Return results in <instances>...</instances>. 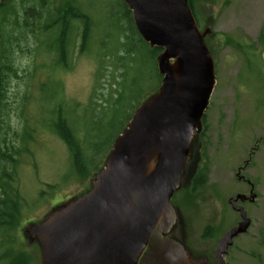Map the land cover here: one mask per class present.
Instances as JSON below:
<instances>
[{
  "label": "rangeland",
  "instance_id": "rangeland-1",
  "mask_svg": "<svg viewBox=\"0 0 264 264\" xmlns=\"http://www.w3.org/2000/svg\"><path fill=\"white\" fill-rule=\"evenodd\" d=\"M82 2L96 22L90 44L81 52L78 36L69 57V67L53 72L63 85L62 96L68 103L65 111L70 112L72 120L78 108L82 109L90 101L102 51L113 57L117 48L118 53L121 52L120 44L125 39L121 26L125 6L121 0ZM196 5L194 13L201 30L206 28L207 19L216 17L213 35L207 38V44L213 53L217 82L203 120L200 162L198 171L196 169L207 178L204 186L194 190L190 179L186 180L172 202L180 208L178 214L185 225L183 241L193 252L192 256L200 260L217 248L219 238L242 221L240 212L232 207L229 199L237 194L251 197L255 193L254 201L250 198L238 201L237 205L247 211L251 225L246 232L234 237L224 259L228 264H264L260 233L264 230V0H196ZM34 42L30 38L24 43L29 52L18 51L13 57L22 75L11 82L8 105L11 126L20 132L28 122L35 137L30 146L34 156L22 160L18 174L26 205L12 244L25 256L26 264H43L39 240L25 236L28 225L50 218L57 204L88 193L94 187L96 176L95 172L87 179L77 176L67 145L55 135L53 127L50 129L53 116L48 109L51 105L41 101L39 92L40 84L53 71L50 69L52 61L46 53L34 51ZM107 61L101 70L104 80L109 79L114 69L113 61ZM30 73L31 82L24 78ZM143 88L140 101L158 88L154 73L148 74ZM26 92L28 99L23 98ZM139 92H134L133 99H140ZM81 113L78 115L83 121L78 127L88 121L84 112ZM89 125L93 127L91 122ZM108 136L106 133L104 138ZM206 226L216 227L219 234L202 239ZM8 248V256L0 253V264L11 261L12 251Z\"/></svg>",
  "mask_w": 264,
  "mask_h": 264
},
{
  "label": "water",
  "instance_id": "water-1",
  "mask_svg": "<svg viewBox=\"0 0 264 264\" xmlns=\"http://www.w3.org/2000/svg\"><path fill=\"white\" fill-rule=\"evenodd\" d=\"M123 1L143 40L162 50V83L115 140L93 189L57 204L25 236L39 240L43 264H213L191 257L172 203L200 162L203 120L217 82L207 44L212 26L200 29L189 0ZM249 198L256 194L229 199L242 221L219 240L215 264H228V247L250 227L237 205Z\"/></svg>",
  "mask_w": 264,
  "mask_h": 264
},
{
  "label": "trees",
  "instance_id": "trees-1",
  "mask_svg": "<svg viewBox=\"0 0 264 264\" xmlns=\"http://www.w3.org/2000/svg\"><path fill=\"white\" fill-rule=\"evenodd\" d=\"M121 1L125 6L121 18L124 20L121 26L125 34L120 44L122 50L120 53L118 48L114 50L117 54L113 57L107 51H102L103 58L99 59L90 101L82 109L78 108V114L84 112L88 121L79 127L78 123L83 119L77 114L72 120L70 112L65 111L68 103L62 96L63 85L53 72L69 67V57L75 50L78 36L81 38V52L88 48L96 25L93 15L82 0H5L0 3V253L8 256V247L11 248L9 264H26L25 256L14 249L12 242L26 205L18 185V174L22 160L34 156L30 146L35 137L34 129L28 122L20 132L11 126V110L8 107L11 82L22 75L13 60L14 54L18 51L28 53L29 47L24 43L33 38L36 43L34 51L50 56V69L53 71L40 84L41 101L51 105L48 111L53 119L49 126L67 145L72 169L78 177L87 179L91 172L96 173L102 168L115 140L145 100L140 101L148 74L152 76L154 73L158 87L154 93L158 91L163 78L157 67V57L162 50L151 47L143 40L130 9ZM105 60H112L114 68L106 80L101 74ZM24 78L31 82L33 75L30 73ZM137 90L140 91V99H133ZM23 98L28 99L29 94L26 92ZM90 122L93 127L89 125ZM106 133L109 136L104 138ZM205 178V174L198 176L196 188L205 184ZM260 233L264 246V230Z\"/></svg>",
  "mask_w": 264,
  "mask_h": 264
},
{
  "label": "flooded vegetation",
  "instance_id": "flooded-vegetation-1",
  "mask_svg": "<svg viewBox=\"0 0 264 264\" xmlns=\"http://www.w3.org/2000/svg\"><path fill=\"white\" fill-rule=\"evenodd\" d=\"M189 3H190V6H191V8H192V10H193V13L195 12V9L197 8V5H196V0H189ZM194 15H195V13H194ZM197 20V19H196ZM198 22V21H197ZM216 23V17L215 16H213V17H211L210 19H207L206 20V26H208V25H211L212 26V28H213V25ZM209 38V37H208ZM215 51V50H214ZM198 167H199V164H198ZM198 169L199 168H197V171H198ZM197 171H196V173H197ZM202 174V171H200V172H198L197 174H195V176L194 177H192L191 179H190V183H191V187H192V190H194V189H198V188H196V184H197V178H198V176L199 175H201ZM207 178V177H206ZM206 178H205V183H206ZM242 180H243V178H242ZM245 182L247 183L248 181H246L245 180ZM205 185V184H204ZM203 185V186H204ZM200 186V185H199ZM251 187H252V185H251ZM200 188V187H199ZM174 197V196H173ZM172 200H173V198H172ZM173 203V202H172ZM173 205H175L174 203H173ZM176 207H178L177 205H176ZM178 209H180V208H178ZM180 211V210H179ZM183 227L185 228V225H183ZM219 233H218V229L216 228V227H214V226H206V227H204V229H203V232H202V235H201V238L202 239H204V238H213V237H215V236H217ZM226 234V233H225ZM224 234V235H225ZM223 235V236H224ZM185 236V233L183 232V237ZM222 236V237H223ZM221 237V238H222ZM221 238H219V240L221 239ZM219 240H218V242H217V246H218V243H219ZM216 246V247H217ZM215 251H216V249L214 250H212V252L210 251V254H206L205 256H203V257H201L200 259H202V258H207L208 259V261H210V263H213V264H215L217 261H218V258H217V256H216V254H215ZM189 252H190V250H189ZM193 253V252H192ZM191 252H190V254H191V257L193 258V259H198L197 257H193ZM227 262V261H226Z\"/></svg>",
  "mask_w": 264,
  "mask_h": 264
},
{
  "label": "bare ground",
  "instance_id": "bare-ground-1",
  "mask_svg": "<svg viewBox=\"0 0 264 264\" xmlns=\"http://www.w3.org/2000/svg\"><path fill=\"white\" fill-rule=\"evenodd\" d=\"M103 62V61H102ZM102 109V108H101ZM131 117V116H130Z\"/></svg>",
  "mask_w": 264,
  "mask_h": 264
}]
</instances>
